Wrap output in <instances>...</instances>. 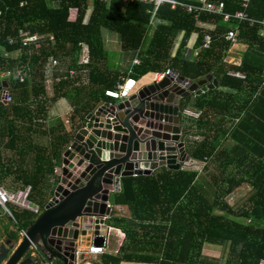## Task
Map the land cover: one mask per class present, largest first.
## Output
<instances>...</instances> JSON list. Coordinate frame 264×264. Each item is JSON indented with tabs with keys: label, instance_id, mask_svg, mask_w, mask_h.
I'll use <instances>...</instances> for the list:
<instances>
[{
	"label": "trees",
	"instance_id": "16d2710c",
	"mask_svg": "<svg viewBox=\"0 0 264 264\" xmlns=\"http://www.w3.org/2000/svg\"><path fill=\"white\" fill-rule=\"evenodd\" d=\"M176 1L195 4L194 0ZM211 1H223L224 10L229 13L242 9L241 0ZM71 6L80 10L75 22L67 20V11ZM151 9L150 4L123 3L122 0H112L110 6L100 0H4L0 15V56L4 51L21 47L19 31L41 36V47L34 49V44L30 47L32 56H27L29 49L23 48V59L32 63V75L22 82L16 80V90L21 91L25 99L13 103V107L20 104L24 109L28 127L25 128V164L19 166L13 157L10 167L17 172L14 173V181L21 183L22 187L31 186L29 198L32 202L42 198L49 177H54L55 161H60L73 135L84 127L87 115L102 103L112 101L104 95L105 90L114 89L127 76L142 85L150 83L156 72L167 69L192 81L212 74L220 80L219 86L248 90L251 99L244 110L246 112L250 107L251 119L256 114L252 105L262 98L264 83L258 78L259 71L248 65L247 59L250 63L252 60L264 61V32L260 26L254 24L249 27L247 22L224 23L220 17L208 13L195 17L184 8L171 9L164 4L158 8L156 18L168 21L170 25L159 24L149 46L142 49L150 27L151 14L148 11ZM245 12L251 19H264V0H250ZM197 21L210 23L213 28L201 29L196 26ZM232 27L239 29V38L244 39L248 47L247 59L239 68L229 67L223 61L230 45L225 41L224 34ZM104 28L119 35L122 50H137L139 63L133 65L129 72H121L116 63L119 60L117 53L105 48ZM194 32L197 33L195 48L198 53L197 58L190 61L184 55L187 40ZM176 34H181L182 40L172 53ZM50 35L53 39H49ZM205 35L211 39L207 48L203 47ZM10 38L14 39L11 43ZM80 42H86L90 48V63L81 66V69L88 70V82L82 83L79 78L60 80L53 84V97L46 98L44 67L47 59L50 56L70 59L68 68L80 70ZM15 63L9 61L2 68L12 71ZM228 69L244 74L245 81L227 76ZM218 87L195 96L192 106L201 108L203 105L208 114L217 94L210 99H206L207 95L213 92L223 94ZM28 95L31 100L27 99ZM61 98L73 106L69 115L70 130L59 121L48 127V146L31 143L36 126L42 124L37 122V115L46 113L49 101ZM186 100L189 101L190 97ZM0 109L3 115L7 114L4 104L0 103ZM242 110H233L232 117H239ZM201 117L208 116L201 112ZM2 128L0 134L7 137V126ZM189 131L191 128L186 131V138L192 133ZM214 132V136L205 134L200 140L188 138L186 152L194 162L208 164L213 159L220 165L222 163L219 179L213 182L215 191L210 188L204 190L199 185L198 173L187 169L168 171L160 168L150 176L122 178L120 191L112 195L111 204L125 206L128 214L118 215L114 211L108 224L120 230L124 240L115 255L100 256L98 264H218V257L210 254L212 249L206 247L209 243L229 244L226 264H258L260 259H264V122L261 126H241V122L234 126L227 135L235 139L236 144L228 151L224 148L217 151L218 139L226 131L223 135ZM12 136L10 139L17 142L18 131H13ZM4 167L6 169L1 173ZM230 167V173H224ZM202 170L206 173L208 168ZM0 173L2 184L7 179V160L3 162L1 157ZM243 184L249 187L248 192L240 196L246 197L245 202L238 207L230 206L224 198ZM12 215L13 225L23 230L36 219L28 211L12 209ZM11 238L17 241V234L11 233Z\"/></svg>",
	"mask_w": 264,
	"mask_h": 264
},
{
	"label": "water",
	"instance_id": "95a60500",
	"mask_svg": "<svg viewBox=\"0 0 264 264\" xmlns=\"http://www.w3.org/2000/svg\"><path fill=\"white\" fill-rule=\"evenodd\" d=\"M2 87L9 88L8 82ZM217 87L212 75L196 81L167 76L89 113L86 126L62 154L60 182L40 216L17 245L6 246L0 239V264H49L53 259L74 264L79 238L101 246L108 229L103 217L111 212L109 192L122 178L150 176L160 168L177 171L188 163L185 135H179V99ZM31 244L41 258L30 254Z\"/></svg>",
	"mask_w": 264,
	"mask_h": 264
},
{
	"label": "crops",
	"instance_id": "0c3cea01",
	"mask_svg": "<svg viewBox=\"0 0 264 264\" xmlns=\"http://www.w3.org/2000/svg\"><path fill=\"white\" fill-rule=\"evenodd\" d=\"M90 1H92V0H90ZM110 4H107V6H110ZM159 24L170 25V22L156 18L153 21V23L150 24L149 30H148L147 35H146V37L143 41V44H142V49H146L149 46V43L152 39L154 31ZM196 26H198L201 29H208V30H211L213 28L212 24L203 23L200 21L196 22ZM234 28H237V27H234ZM231 29H233V27ZM231 29H229V30H231ZM102 36H103L105 48L117 53L119 60L116 63L119 64V66H118L119 70L121 72H124V73L127 70L129 72L131 67L134 65L133 60L137 59V53H138L137 50H135V51L122 50L119 35L111 29H108V28L102 29ZM196 38H197V33L194 32L191 34V36L187 40L184 58L185 59H191L190 61H193L194 59L197 58V57L193 58V56H192V52H194V53H195V51L198 52V50L195 48ZM181 40H182V35L176 34L174 42H173V47H172L173 49L171 51L172 53L178 47V44H179V42H181ZM244 42H245L244 39L242 40L239 38V41L237 44H235V45L230 44L229 45V47L226 51V56L223 60L226 65H228L229 67L239 68L241 66V64L244 62V59H247V58H245V56H246V53H248L247 52L248 47L246 50L243 51V55H241V53H238L239 48L237 47V45L244 43ZM79 56H80V50L78 53V61H79ZM56 59L58 61V66H57V68H55V70H53V74L55 77L67 76L69 70H77L75 68H71V69L68 68L69 65L71 64L70 59H63V60L58 59V58H56ZM247 61H248V65H253L254 67H256L255 69H257L259 71L258 78L263 79V83H264V61L258 60V61L254 62L252 60L251 63H250V59H247ZM78 66L80 67V70H77L78 73H75V75L78 76V78L82 81V83H84V82L87 83L88 82V70L87 69H81V65H79V64H78ZM66 70H67V72H66ZM82 73H84V74L82 75ZM61 74H63V75H61ZM229 74H233V76H231ZM234 74H237L243 78L236 77V76H234ZM75 75H73V77ZM208 75H212V74H208ZM226 75L231 77V78H236V79L245 81V79H244L245 75L240 73V72H237L235 70L228 69L226 71ZM81 76H82V78H81ZM83 76H84V78H83ZM212 78L216 79L217 84L219 86L220 80L217 79L216 77H214L213 75H212ZM16 80L20 81L19 79L15 78L13 75L10 78H8V80H7V76L4 79V81L8 82V84H9V88L12 92L13 97H14V101L20 103V101H23V99H25V97L23 96L21 91L16 90L17 89L15 86L17 83ZM67 80H75V78L72 79V78L68 77ZM20 82H22V81H20ZM147 84H149V83H143L142 85H139V86L142 87V86H145ZM45 90H46L45 97L46 98H52L53 94H54L53 85L51 86L50 89H47L46 84H45ZM218 90L220 92H223V94L222 93L218 94V93L213 92L212 94L207 95L206 99H210L211 96L217 94V95H215L216 97L214 98L215 101L212 104V109L208 110L209 111L208 114H207V111L205 109V106L202 105L201 108H197V107L192 106V103L195 99V95L191 94L189 96L191 98L190 103H188V106L185 108L189 109L193 112H199V114L201 112H204L208 117H206V118L201 117L200 118V115H199L198 118L188 117V118L181 119V122H179V130H181L182 134L185 135L184 151L186 154H187V152H186V141L188 140V138L195 137V135L202 137V135H205V134L210 135L211 134V136H214V134H215L214 131H218V133L220 135H223V132L226 131V133L218 139L219 142H218V150L217 151L219 152V150H221L223 148L227 149V151H228L236 144L235 139L230 138L227 135L228 132L234 128V126H238L240 122H241V126H261V124L264 122V120H263L264 119V94H263L262 98L257 99L255 101L254 105H252V106H255L254 109H256L257 112H256V114H253V118L251 119L249 117L250 112H251L250 107L246 110V112L244 110L245 106L249 105V102L251 99V93L248 90L238 91L236 88H231L230 86H228V87L219 86ZM208 91H210V90H207L206 92L201 93L200 95L205 94ZM29 95L27 96V99L31 100V96H29ZM200 95H197V96H200ZM184 100H186V98L179 99V108H181V106L183 107L182 103L184 102ZM5 107H7V114L6 115H3L1 112V109H0V132L3 131L2 126H7V137H5V134H3L4 136H2V134H0V157L3 160V162L7 160V181H11L15 185L14 189L10 190V191H15L17 189H20L22 187V184L14 181V177H15L14 173H17V172H15L13 169H11L12 167H10V165L12 164L13 157H15L19 166L21 165V163H23V165L25 164V161H26L25 157L26 156H25L24 152H25V148L27 146V142L25 140V133H26L25 128H27L28 126H27V122L25 120L24 109L21 107L20 104L14 106L15 108L13 107V103L9 104L7 106L5 105ZM72 108H73V106H71L69 104V102L63 98L58 99L54 102L49 101V103L47 105L46 113L44 115L41 113H39L37 115L38 120H39L37 122L44 124V126H41L42 124L40 126H36L37 128L34 130L30 142L31 143L33 142L34 144H39V145L43 144V145L48 146L49 145V138L46 134V132L48 131V127L58 123L59 121H61L64 124V126H63L64 128H66L67 130H70L69 115L71 113ZM240 108H242L243 110L239 114V117L233 118L231 115V112L233 110H239ZM222 110L225 112H223ZM252 111H253V109H252ZM86 123H87V120L85 122L84 127L86 126ZM217 127H219V128H217ZM189 128H191V131H189V132H192V133H189L188 138H186V131H188ZM215 128H217L218 130H216ZM13 131H18L19 139L16 140L17 142L10 139V136L13 135ZM208 131H210V132H208ZM242 132H244V129H242ZM56 133H58V130H56ZM12 138H13V136H12ZM72 140H73V137H72L69 145L71 144ZM98 140H100V139H98ZM61 161H62V155H61L60 161H55L56 162V164H55L56 168L54 170V177L53 176L49 177V182H48L47 187L49 185H54L53 188H55L56 185L60 182V169H61V165H62ZM193 163H196V162L192 161L189 157V162H188V164L185 165L186 169H191L193 167ZM197 164L201 165V163H197ZM206 164H207V162H206ZM211 166L214 169H217L218 173L220 174V172H221L220 168L222 167V163L220 165L219 161L215 162L213 159H211ZM5 169H6L5 167H4V169H1V173H3V171ZM21 170L22 169H20V171ZM157 170H155V171H157ZM231 170H232V167H230L229 169L227 168V170H225L224 173H227V171H231ZM17 171H19V170H17ZM197 173H198V176L200 177L201 175H203L204 171L203 170H201V172L197 171ZM119 184H120V181H119ZM0 186H1V184H0ZM53 192H54V190L52 191L51 195H49L48 201L53 196ZM236 192H238V191H236ZM111 197H112V195H108V202H110V203H111ZM239 198H240V196H239ZM34 205H38V204H34ZM43 208L41 209V207H40L41 211H43ZM114 211H116L118 215H123V216L125 215L126 216L128 214V211H127L125 206H120V205L114 206L113 205V212ZM2 212H3V210H2ZM3 214L7 216V214H5L4 212H3ZM39 215L40 214L35 215V216H39ZM0 216H2V215L0 214ZM11 221L12 220L7 216L6 227H5V225L0 224V239H1L2 243H6V246L11 245V244H13L15 246L20 241L19 236H18V227L13 225V223ZM107 222H108V220H107ZM111 230L113 231L112 233H113L114 237L116 238L115 244L112 247L111 244L109 243L106 254L115 255L123 243L124 236L121 235V231L118 229L112 228ZM11 233L17 234V237H18L17 241H14V239L11 238ZM112 233H111V235H112ZM86 245H87V243L85 241V238H79L77 250L83 249ZM81 259H82L81 262L79 259L78 264H84V263H88V262L89 263L90 262H96V260H97V263L99 262V257L95 258L94 260H92V259L87 260V259H83V258H81ZM52 263L62 264L57 259H53L52 262L49 264H52Z\"/></svg>",
	"mask_w": 264,
	"mask_h": 264
},
{
	"label": "built area",
	"instance_id": "2783aa9c",
	"mask_svg": "<svg viewBox=\"0 0 264 264\" xmlns=\"http://www.w3.org/2000/svg\"><path fill=\"white\" fill-rule=\"evenodd\" d=\"M101 2L105 4H110L112 0H100ZM250 0H241V10H237L233 13L226 12L224 10V2L223 1H218V2H213L211 0H195V4H186L183 2H179L176 0H122L123 3H128V2H138V3H143V4H150L152 5V9L148 12L151 14L150 18V24L153 23V21L156 19V13L157 10L160 6L164 4H168L171 9H174L175 7H181L187 10L188 13H193L195 17H197L200 13H208L211 15H215L221 18V20L224 23H229L231 21H235L237 23L240 22H247L249 27H252L254 24H258L261 28V30L264 32V19L261 20H254L251 19L247 16L245 10L248 7V3ZM4 0H0V15L2 14V6H3ZM80 14V10L78 7L71 6L68 8L67 11V20L68 21H77L78 17ZM18 36L20 37V48L13 49L10 51H4L2 55L0 56V84L4 81L5 77L7 76L10 78L12 75L19 79L20 81H25L26 79L31 78L32 75V63L27 60L25 61L23 59V48H28V53L27 56H32V49L30 47L34 44V49H38L41 47V43L39 39L41 38L40 35L37 33H27L23 31L18 32ZM49 39H53L52 35L49 36ZM224 39L231 45H235L239 41V29L238 28H233L231 30H228L224 34ZM210 36L205 35L204 36V44L203 47L207 48L209 43H210ZM14 39H9V42H13ZM25 48V49H26ZM192 51V50H191ZM197 51L192 52L193 58L197 57ZM9 61H16L14 68L12 71H8L2 68V65L6 67V64ZM90 63V48L89 45L86 42H80V56H79V61L78 64L81 66H86ZM139 61L138 59L133 60V64L136 65L138 64ZM58 66V61L56 58L53 56H50L47 59V62L44 67V79H45V84L46 88L50 89L51 86L55 82H59L60 80H67L68 77L72 78L75 73H78L77 70H69L67 76L63 77H55L53 74V70L57 68ZM83 71V70H82ZM233 76V74H229ZM172 77L174 80L179 76L177 73L167 69L164 72H156L152 77H151V82L149 84H158L160 83L165 77ZM236 77H241L237 74H234ZM243 78V77H241ZM148 85V84H147ZM184 87V84L182 85ZM140 88L139 84L135 79H133L130 76H127L126 78H123L121 83H118L114 89H108L105 90L104 95L111 99V102H107L109 105H112L116 102L119 101H124L128 99L132 94H134L138 89ZM0 103L4 105H9L14 103V97L12 95V92L10 88H5L2 87L0 90ZM199 112H193L189 109L186 108H181L179 109V116H181V119L184 118H198L199 117ZM179 135H184L182 134V131L179 132ZM186 164L181 165V170L186 169ZM204 165L201 169L200 172L203 168H205L206 162L201 163V165ZM62 169V168H61ZM61 169H60V176H61ZM191 170V169H189ZM154 171H152L153 173ZM151 173V174H152ZM138 177V176H137ZM61 178V177H60ZM120 191V184L118 188H112V191L109 192L108 195H113L116 193H119ZM30 193H31V186L26 185L23 188L17 189L15 191H10L6 189L3 186H0V208L3 210L7 216L13 219L12 215V209L20 210V211H28L31 212L34 215L41 214L42 211L38 205H34L30 201ZM50 200V199H49ZM106 207L110 208V216L113 212V205L110 202H106ZM109 217L104 216L103 219L106 222V225L108 227L107 233L103 236V243L101 246H94L92 243L86 245L83 249L77 250L75 252V260L74 264L79 263V259L81 262V258L87 259V260H94L97 257H100L104 254H106V251L108 249L109 243H110V236L111 233L113 232L111 229V226L108 224L107 220H109ZM15 222V221H14ZM25 231L23 229H18V236L19 239L25 236ZM121 235L124 236V234L121 232ZM30 249V254L34 257L41 258V254L39 253L37 246L35 244H31L29 247ZM39 263V262H38ZM40 264H47V263H40ZM84 264H91V263H84ZM258 264H264V259H260Z\"/></svg>",
	"mask_w": 264,
	"mask_h": 264
},
{
	"label": "rangeland",
	"instance_id": "374dc122",
	"mask_svg": "<svg viewBox=\"0 0 264 264\" xmlns=\"http://www.w3.org/2000/svg\"><path fill=\"white\" fill-rule=\"evenodd\" d=\"M237 47L239 48V51L238 53H241V55H243V51L247 49V45H246V42L244 43H241V44H238ZM109 50V49H108ZM111 51V50H109ZM84 73H82L83 75ZM75 78V80H77L78 76L75 75L74 77H72V79ZM82 78V76H81ZM84 78V76H83ZM80 82H82L80 80ZM79 84V82L77 83ZM191 99V98H190ZM188 103H190V100L187 101V100H184V102L182 103L183 104V107H187L188 106ZM182 108V106H181ZM191 139H198L200 140L201 137L199 136H196L195 137H192ZM198 162L196 163H193V167L191 168L192 171H195V172H200V169L204 166L203 164L202 165H199L197 164ZM205 167L208 168V171L206 173H203V175L200 176V179L198 180L199 182V185L205 190L207 189H211L212 191H215V185L213 184L214 181H216L217 179H219V173H218V170L217 169H214L212 166H211V163L210 161L208 162V164L205 165ZM227 173H230V171H227ZM197 182V183H198ZM1 186L5 187L6 189H9V190H13L15 185L11 182V181H7L4 180V182L1 184ZM54 185H49L48 187H46L44 189V193H43V196L42 198H39L38 200L36 199L35 202H32L33 204H38L41 209L44 207V203L45 201L48 200V197L49 195H51L52 191L55 189L53 188ZM239 190V191H238ZM236 190L238 192H234L233 194H231L229 197H226L224 198V200L230 205V206H233V207H238V206H241L244 202H245V198H239V196H244V194H246L249 190V187L246 186V184H243L242 186H240V188ZM51 191V192H50ZM239 198V199H238ZM236 204V205H234ZM218 212V210H217ZM0 214L2 216H0V224L2 225H5L6 227V219H7V216L3 214L2 210L0 209ZM40 216V215H39ZM39 216H36V219L39 217ZM35 219V220H36ZM113 239V240H112ZM115 237L112 233L111 237H110V244L111 246L113 247V245L115 244ZM206 247H208L209 249H212L210 252V254L214 255V256H217L218 258V264H226L227 262V257H228V249H229V244L228 243H224V244H206ZM217 251V252H215ZM216 253V255L214 254ZM91 264H96L97 263V260L96 262H90ZM99 263V262H98ZM97 263V264H98ZM54 264V263H52Z\"/></svg>",
	"mask_w": 264,
	"mask_h": 264
},
{
	"label": "clouds",
	"instance_id": "9594fccd",
	"mask_svg": "<svg viewBox=\"0 0 264 264\" xmlns=\"http://www.w3.org/2000/svg\"><path fill=\"white\" fill-rule=\"evenodd\" d=\"M179 169H181V168H179ZM182 170H184V169H182ZM187 170H189V169H187ZM192 171V170H191Z\"/></svg>",
	"mask_w": 264,
	"mask_h": 264
}]
</instances>
